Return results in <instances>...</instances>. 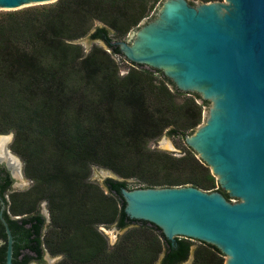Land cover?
I'll return each instance as SVG.
<instances>
[{"label": "trees", "instance_id": "1", "mask_svg": "<svg viewBox=\"0 0 264 264\" xmlns=\"http://www.w3.org/2000/svg\"><path fill=\"white\" fill-rule=\"evenodd\" d=\"M160 1L55 0L0 11V133L13 131L11 149L33 181L25 190L9 191L3 210L13 235V264L40 262L46 251L62 254L55 264H181L191 253L189 264L224 263L214 244L185 236L171 240L128 219L124 210L120 184H190L231 198L189 145L180 155L148 147L164 131L191 133L209 100L142 63L129 60L132 65L119 74L111 55L124 56L116 41ZM86 33L106 47L85 52L70 42ZM93 165L120 176L104 178L107 192L89 179ZM2 171L4 192L10 178ZM129 177L138 178L135 185ZM42 200L49 222L39 209ZM112 223L129 227L110 245L99 226ZM6 244L0 220V264Z\"/></svg>", "mask_w": 264, "mask_h": 264}, {"label": "water", "instance_id": "2", "mask_svg": "<svg viewBox=\"0 0 264 264\" xmlns=\"http://www.w3.org/2000/svg\"><path fill=\"white\" fill-rule=\"evenodd\" d=\"M52 1L0 0V9ZM140 22L116 41L119 49L209 100L204 123L184 138L231 198L190 184H120L128 219L171 240L212 243L227 255L224 264H264V0H161ZM0 218L5 264H13L3 206Z\"/></svg>", "mask_w": 264, "mask_h": 264}, {"label": "rangeland", "instance_id": "3", "mask_svg": "<svg viewBox=\"0 0 264 264\" xmlns=\"http://www.w3.org/2000/svg\"><path fill=\"white\" fill-rule=\"evenodd\" d=\"M48 3H50V2L35 3V4H32V5L39 6L41 4L45 5V4H48ZM159 4L160 3L157 2L153 7H151L149 9V11L147 12L148 15L143 18V22L149 20L150 18H152L151 14L154 13L155 7L157 8ZM26 6H30V5L21 6L19 8H23V7H26ZM19 8H15V9H19ZM4 10H10V9H2V8L0 9V11H4ZM97 24H102V23L99 22V21H95L94 25H97ZM141 24H142V22H140L138 24V26L141 25ZM138 26L137 27L133 26V28L131 30L138 28ZM88 34L89 33H86L85 35H83L81 37H78L76 39L70 40V42L77 43V44L81 45V47L83 48V50L85 52L88 51L93 45H101L103 47H106L102 40H100V39H91V38H89ZM127 37H128V34L123 36V37H121V39H124V38H127ZM107 50L109 51L108 48H107ZM111 55L114 58V61L116 62L119 74L125 73L127 71V69H128V66L132 65L131 62L129 61L130 59H128L125 55L122 56V55L115 54V53H111ZM154 76H156V75H154ZM156 78H157V80L159 79L158 75L156 76ZM208 107H209V105L203 106L201 121L196 125L194 130L200 124L204 123L205 118L207 116ZM0 134H3L2 136L6 137V138L9 136V138L7 139V141L5 143L6 144V148L9 149L12 152L13 155L11 153L10 154L12 155V157H14V159H16L17 162H19L20 169H21L22 172H24L23 171V161H22L21 157L16 152H14L11 149V142L13 140V131L10 130L8 132H4V133H0ZM0 138H1V135H0ZM186 144L187 143L185 141V138L182 135H174V136H172V135L167 134L165 131L162 132L156 138L151 139V140L148 141V147L150 149L159 150V151H166V152H169V153H171L173 155L182 154L183 151L186 149ZM115 175H116L117 178H120V176L118 174H116L114 171H112L109 168L101 167V166H98V165H93V167L91 169V173H90L89 179L92 182L98 184L103 189L104 192H107V188H106V186L104 184V178L107 177V176L115 177ZM22 179L23 180H21L20 178L19 179H16V178L14 179L13 185H14V189L15 190H17V191L25 190L28 187H30V185L33 183L32 179L27 177L25 175V173H23ZM127 179L130 182V185L132 186V185H135V183L137 182L136 180L138 178L137 177H129ZM39 209L46 216V221L49 222V211H48L46 200H42L39 203ZM128 227L129 226H126L124 228H117L114 223H112L110 225L103 224V225L99 226L101 231L105 234V236H106V238L108 240V243L110 245H112L114 242H116L117 239L119 238V236L122 235V233ZM194 242H198L197 239H194ZM47 253L49 254V257L45 256V254H44L42 261H40V262L31 261L30 264H55L62 257V254L52 255L49 252H47ZM191 256H192V253L189 256L190 258L187 259L186 261H184L181 264H189L191 259H192ZM226 258H227V255H224V263L226 261ZM152 264H160V262H159V260H157V261H155Z\"/></svg>", "mask_w": 264, "mask_h": 264}, {"label": "flooded vegetation", "instance_id": "4", "mask_svg": "<svg viewBox=\"0 0 264 264\" xmlns=\"http://www.w3.org/2000/svg\"><path fill=\"white\" fill-rule=\"evenodd\" d=\"M5 148H6V144H5ZM7 149V148H6ZM11 152V151H10ZM12 153V152H11ZM13 159V158H12ZM15 162H16V164H18V177H15L14 175H13V168L11 167V165L5 160V159H3V161L2 162H0V168H4V170L5 171H2L1 172V174L2 175H4V172H7V176L10 178V181H9V183H8V187L4 190V192H1V189H0V208L3 206V210H4V208L7 206V203H6V200H7V202H9V199H8V192L9 191H13V190H15L14 189V185H13V183H14V179L16 178V179H21V180H23L22 179V177H23V173L24 172H22L21 171V169H20V164H19V162H17L16 161V159H13ZM22 176V177H21ZM19 184V183H18ZM21 184V183H20ZM4 216V215H3ZM0 220H1V218H0ZM2 221V220H1ZM3 223V222H2Z\"/></svg>", "mask_w": 264, "mask_h": 264}, {"label": "bare ground", "instance_id": "5", "mask_svg": "<svg viewBox=\"0 0 264 264\" xmlns=\"http://www.w3.org/2000/svg\"><path fill=\"white\" fill-rule=\"evenodd\" d=\"M7 138L1 135L0 138V158L1 159H5L13 168L14 172L16 174H18V164H16V162L13 160L14 157H12V153L9 152L6 148H5V143H6ZM3 147V148H2ZM12 155H11V154ZM13 158V159H12Z\"/></svg>", "mask_w": 264, "mask_h": 264}]
</instances>
